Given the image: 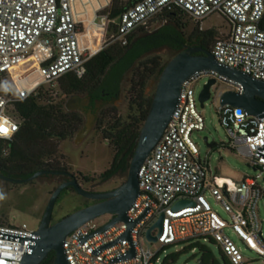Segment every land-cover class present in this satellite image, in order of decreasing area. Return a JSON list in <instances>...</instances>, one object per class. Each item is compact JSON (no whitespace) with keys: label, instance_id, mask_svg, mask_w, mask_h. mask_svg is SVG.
<instances>
[{"label":"built area","instance_id":"2783aa9c","mask_svg":"<svg viewBox=\"0 0 264 264\" xmlns=\"http://www.w3.org/2000/svg\"><path fill=\"white\" fill-rule=\"evenodd\" d=\"M113 3L0 0V139L12 140L19 132L16 114L20 102L56 95L63 76L74 73L83 77L94 57L116 43L128 45L133 33L160 23L158 18L166 10L180 9L201 30L209 16L224 15L231 30L215 41L212 52L216 59L264 80V0H142L115 18ZM204 78L224 82L228 90L244 92L241 83L214 70L199 72L184 82L180 104L168 128L139 172L141 194L128 216L138 220L149 212L131 230L133 240L122 238L130 229L126 221L100 232L107 223L98 226L91 220L64 241L70 264H166L160 263V252L143 242L149 241L147 231L162 213L166 217L157 243L164 248L191 241L213 251L205 244L211 241L231 264H245L242 242L247 250L264 259L260 215L264 187L259 176L247 175L236 183L218 175L212 169L211 156L204 158L192 138L195 130L206 128L196 89ZM240 109L219 103L221 121L230 136L228 146L264 173V157L257 155L264 146V121ZM209 195L217 200L221 211L213 208ZM181 200L196 204L176 210L174 206ZM36 231L26 224H0V264H23L39 237ZM133 246L136 256L121 259Z\"/></svg>","mask_w":264,"mask_h":264},{"label":"rangeland","instance_id":"374dc122","mask_svg":"<svg viewBox=\"0 0 264 264\" xmlns=\"http://www.w3.org/2000/svg\"><path fill=\"white\" fill-rule=\"evenodd\" d=\"M182 21L185 24L184 31L187 36H190L194 29L198 27V24L185 17ZM162 26V23L153 24L149 33H155ZM202 27L203 30L217 31L219 37L231 30L229 20L221 13L209 16L203 21ZM216 40L213 41V46ZM177 54V51L164 46L146 55L143 61L156 58L157 63L166 66ZM207 81L208 79L204 78L196 85L198 93H201ZM158 82V75H154L149 80L147 87L148 95L155 92ZM228 88L226 83L218 82L212 89V98L205 103L204 107L201 103L198 105L199 111L205 119L206 128L203 131L195 130L192 138L204 158L211 156L212 169L218 175L230 178L236 183L242 182L247 175L259 176V182L264 187V173L261 170L256 171L247 157H244L241 153L228 146L230 136L222 124L221 115L218 111L220 103L219 95L223 90H228ZM56 90L58 91L56 95L45 94L44 100L47 102H64L66 105L72 96L65 95L61 88H56ZM129 103V97L126 94L125 106L118 109L117 113L109 111L104 113L97 127H95L81 146L78 147L74 144V137L81 129L77 130L70 140L62 143V151L72 166V168L67 167L70 171L76 174L83 173L84 175L96 177L95 181H97L111 167L116 152L113 146L116 145V142L110 144L105 138L104 131L109 123L121 114H128ZM59 125L63 128L64 132H68L72 129L71 125H74V122L73 120H61ZM128 133L133 134V130L130 129ZM206 137L209 138V142L206 141ZM209 144H212V146ZM127 178L128 173L124 177L115 176L109 182L98 187V191L103 192L112 188L117 183L125 182ZM62 181V176H40L33 182L19 185L0 179V195L3 197L0 198V219L7 220L5 224H9V221H14L16 225L21 226L26 224L32 229H39L51 196ZM208 199L214 209L222 210L220 204L213 196L209 195ZM90 200L71 189L62 192L54 209L52 223H56L64 217L84 208V203ZM260 215L264 228V198L261 201ZM112 218L113 215L106 214L95 219L92 224L102 226L110 222ZM143 242L147 248H151L154 252H160V263H166L170 256H174L175 259L166 264H199L202 260V244L200 243L185 241L164 248L161 243L149 242L147 239H144ZM240 243L246 258L245 264H264L263 258L260 259L257 254L247 250L245 245L242 242ZM205 244L211 247L219 261L225 264L220 247L211 241Z\"/></svg>","mask_w":264,"mask_h":264},{"label":"trees","instance_id":"16d2710c","mask_svg":"<svg viewBox=\"0 0 264 264\" xmlns=\"http://www.w3.org/2000/svg\"><path fill=\"white\" fill-rule=\"evenodd\" d=\"M140 1L142 0H114L112 6L113 17L119 16L127 8ZM183 18V12L178 8L166 10L158 18L163 26L155 33L150 34V29L136 31L131 35L128 45L116 43L94 57L88 63L86 74L83 77L68 73L61 78L60 88L65 95L73 96L84 93L96 97L102 90L108 88L110 79L121 77L126 71L132 68L135 69L129 96L128 114H121L109 123L104 131L105 138L110 144L116 142V145L113 146L116 152L111 167L101 175L102 178H112L119 172L129 174L139 135L154 98L155 92L151 95L147 93L149 80L154 75H158V79H160L165 68V66L157 63L156 58L146 61H143V58L152 51L167 45L173 50L181 52L183 44H179V42L185 39L193 44L191 47L203 45L206 49L213 51L212 43L216 40V37L219 38V33L214 30H201L198 26L190 36H187L184 31ZM44 99V95L31 97L17 105L16 115L20 121V130L12 140L0 139L1 173L8 175L22 172L28 173L29 177L47 169L57 172L70 171L66 166H55L46 163L27 165L19 161L25 152L24 147L28 146L44 128L56 126L64 136H70L71 138L83 125L82 118L78 114L68 112L64 102H47ZM108 111L117 113L118 109L110 107L106 112ZM59 120H73L74 125H71L72 129L68 132H64L59 125ZM130 129L133 130V134L128 133ZM79 174L87 181H95L96 177L84 175L83 173ZM69 189L75 191L73 188H66L63 192ZM201 251V264H222L211 249L202 245ZM222 254L225 264H231L223 251ZM56 257V252L52 251L41 264H54ZM174 259V256H170L166 263Z\"/></svg>","mask_w":264,"mask_h":264},{"label":"water","instance_id":"95a60500","mask_svg":"<svg viewBox=\"0 0 264 264\" xmlns=\"http://www.w3.org/2000/svg\"><path fill=\"white\" fill-rule=\"evenodd\" d=\"M203 52V54H197ZM214 70L224 77L241 83L244 92L239 93L233 90L225 91L220 96L222 105L230 104L241 108L239 112L245 110L246 115H255L260 121H264V80H259L245 73L242 69L220 63L212 51L203 47H190L179 52L164 68L157 83L151 109L140 132L137 147L131 161L127 180L111 191L94 192L82 187L77 180L66 181L59 185L53 192L49 204L44 213L41 225L37 229L38 238L36 244L32 246V252L26 256L23 264H41L52 251L57 254L54 264H70L64 249V241L67 236L80 226L91 220H95L103 215H115L112 220L100 228V232L105 231L120 221L129 224V231L122 236L132 241L131 230L148 214L149 209L138 220H132L128 216L135 201L141 194L139 172L142 165L152 154L155 147L162 139L174 112L181 101V92L184 82L199 72ZM217 85L216 79H210L200 93L202 106L213 96V87ZM75 96H72L74 98ZM69 101L66 109L71 111ZM95 129V124L88 121L86 127L81 129L74 137V144L81 146ZM209 138L206 137L208 142ZM212 146V144H209ZM257 155L264 157V146L258 150ZM42 172H39L26 180H15L0 173V177L17 183L31 182L37 179ZM73 186L75 190L91 200H100L97 203L84 207L75 213L64 217L56 223H52L53 213L56 203L62 192ZM191 200H181L174 208L180 210L188 205H195ZM165 213H162L158 221L147 231L150 242H158L163 234ZM160 232L155 234L154 231ZM116 241L113 244H116ZM136 256L135 246L121 259H130ZM117 259V260H121Z\"/></svg>","mask_w":264,"mask_h":264},{"label":"flooded vegetation","instance_id":"af4514ba","mask_svg":"<svg viewBox=\"0 0 264 264\" xmlns=\"http://www.w3.org/2000/svg\"><path fill=\"white\" fill-rule=\"evenodd\" d=\"M168 26L171 27L172 25H168ZM179 44H183L182 51L193 46V44L188 39H185V40L179 42ZM196 45H198V44H196ZM167 47H169V46L167 45ZM197 47H203V45L202 46L198 45ZM203 48H205V47H203ZM197 54H203V52H199ZM134 74H135V69L132 68L131 70L126 71L123 76L110 79L108 88L102 90V92L100 94H98L96 97L92 96V95L84 94V93H78V94L73 95V96H75L74 98L71 97L69 99V102H70L69 107H70L71 111H68L67 109L66 110L68 112L78 114L82 118L83 125L80 127V129L85 128L88 121H91L93 124H95V127H97L102 116L104 115V113H106L108 108L115 107L117 109H121L122 107L125 106V104H124L125 103V95L127 94L128 97L130 96L129 91L132 88V82L134 79ZM65 108H66V105H65ZM1 174H3V173H1ZM125 174H126L125 172H119V173L115 174L113 177H115V176L116 177L117 176L124 177ZM3 175L8 177V178L15 179V180H26V179L32 177V176L28 177V173H22V172H15L12 174H8V175L3 174ZM40 176H62L63 181L59 185H61L62 183L66 182V181L77 180L82 187H84L85 189H87L89 191H94V192H99L98 187H100L104 183L109 182L113 178L112 177V178L107 179V178L100 177V179H98L97 181H87L82 176H80L79 174H76L72 171L57 172V171H54L52 169H47V170L42 171V174ZM0 179H3L4 181L11 183V184H19L20 185V184L30 183L28 181L24 182V183H17V182H13V181H8L2 177H0ZM33 181H31V182H33ZM123 183L124 182L117 183L116 186L109 188L105 191L114 190L117 187H119L120 185H122ZM68 188L75 189L73 186H70ZM99 201L100 200H90V201H86L84 204H85V207H87V206L92 205L94 203H97ZM6 222H7V220L0 219L1 224H5ZM9 224L15 225L14 221H9Z\"/></svg>","mask_w":264,"mask_h":264},{"label":"bare ground","instance_id":"6f19581e","mask_svg":"<svg viewBox=\"0 0 264 264\" xmlns=\"http://www.w3.org/2000/svg\"><path fill=\"white\" fill-rule=\"evenodd\" d=\"M68 140H70V136H64L58 127H46L36 135L28 146L24 147L25 152L19 161L27 165L46 163L72 168L61 147L62 143Z\"/></svg>","mask_w":264,"mask_h":264},{"label":"clouds","instance_id":"9594fccd","mask_svg":"<svg viewBox=\"0 0 264 264\" xmlns=\"http://www.w3.org/2000/svg\"><path fill=\"white\" fill-rule=\"evenodd\" d=\"M0 198H3L2 195H0Z\"/></svg>","mask_w":264,"mask_h":264}]
</instances>
